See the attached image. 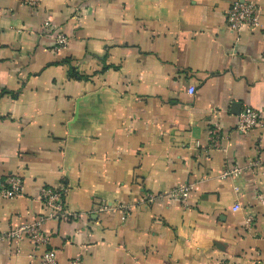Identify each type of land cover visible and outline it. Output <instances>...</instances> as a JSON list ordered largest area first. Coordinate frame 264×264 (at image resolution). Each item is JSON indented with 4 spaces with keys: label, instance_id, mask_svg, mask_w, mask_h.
<instances>
[{
    "label": "crops",
    "instance_id": "crops-1",
    "mask_svg": "<svg viewBox=\"0 0 264 264\" xmlns=\"http://www.w3.org/2000/svg\"><path fill=\"white\" fill-rule=\"evenodd\" d=\"M256 1L233 32L229 0H0V176L25 183L0 196V264L39 263L5 234L47 214L44 186L67 187L71 215L43 223L58 264H264V126L237 129L244 105L264 119Z\"/></svg>",
    "mask_w": 264,
    "mask_h": 264
},
{
    "label": "built area",
    "instance_id": "built-area-1",
    "mask_svg": "<svg viewBox=\"0 0 264 264\" xmlns=\"http://www.w3.org/2000/svg\"><path fill=\"white\" fill-rule=\"evenodd\" d=\"M31 5H34L36 1H29ZM230 5L226 15V26L230 31L238 32L243 28L255 29L260 25L261 7L256 0H229ZM44 30L52 28V23L49 19L43 22ZM69 45V37L63 32H57L54 36V50L57 52L62 51ZM189 92L192 94L195 92L194 88H190ZM264 126V119L262 113L249 105H244L238 113L237 129L241 132H248L254 129H258ZM221 134V126L215 122L210 130V140L214 146H219ZM263 144L259 143L256 147L257 153L262 150ZM257 161L250 162L248 167L257 164ZM242 168L235 166L231 169H227L223 172V176L236 175L241 172ZM193 190L192 184H180L171 190L166 195L173 199H178L184 205H188L190 194ZM25 193L24 179L20 174H13L6 177L0 176V196L3 198H17ZM67 193V187L65 186H44L39 191V198L43 201L47 214L39 219L30 222L23 223L16 228L10 229L6 234V238L15 241H21L28 238L32 243L37 246L44 247L40 261L38 264H58L55 252L49 249L51 234L43 228L45 219H62L70 216L64 207V198ZM162 196V195H160ZM159 195H149L145 198V201L154 202ZM125 210H128L129 206H122ZM239 203H235L233 209H241ZM104 211L108 207L103 205L99 208ZM124 218V217H123ZM249 221L251 216L247 218Z\"/></svg>",
    "mask_w": 264,
    "mask_h": 264
}]
</instances>
